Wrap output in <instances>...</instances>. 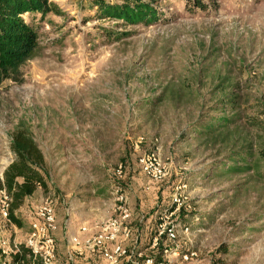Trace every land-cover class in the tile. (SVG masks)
Segmentation results:
<instances>
[{"label":"rangeland","instance_id":"374dc122","mask_svg":"<svg viewBox=\"0 0 264 264\" xmlns=\"http://www.w3.org/2000/svg\"><path fill=\"white\" fill-rule=\"evenodd\" d=\"M50 1V13L24 15L38 49L0 81V176L14 157L9 136L23 128L45 156L47 191L17 212V229L0 194V248L16 235L27 240L30 223L41 222L32 212L53 194V261L76 264L88 252L108 264L99 252L73 251L79 225L54 238L55 205L63 203V218L105 220L124 194L132 212L123 245L140 264L156 254L176 264H264V0L216 8L205 0L206 9L155 0L154 13L144 9L137 20L118 13L124 0ZM220 116L229 123L202 134ZM155 149L164 175L150 180L139 159ZM136 208L154 224L140 248ZM170 210L176 241L161 235L152 244L157 216ZM176 245L194 255L178 262L163 254Z\"/></svg>","mask_w":264,"mask_h":264},{"label":"trees","instance_id":"16d2710c","mask_svg":"<svg viewBox=\"0 0 264 264\" xmlns=\"http://www.w3.org/2000/svg\"><path fill=\"white\" fill-rule=\"evenodd\" d=\"M124 8L118 7V13L126 19H138L144 9L148 11L147 17L154 11L151 2L155 0H124ZM193 8L206 9L205 0H187ZM216 8L220 0H208ZM132 3V4H131ZM133 5V6H132ZM114 11V7H111ZM54 10L50 0H0V81L8 79L19 64L24 62L39 47V34L35 27L24 18L25 14H40L42 16ZM233 100L228 98L227 102ZM215 121L219 125L202 134L209 135L215 130L225 127L230 117L220 116ZM9 148L14 157L3 169L0 176V189L8 197L6 221L20 227L21 219L17 212L24 205L27 197L34 194L37 189L47 191V168L45 156L33 136L23 128H16L9 136ZM57 238V234L54 235ZM11 248L3 259V264H45L38 254H34L25 242H18ZM160 254L154 256L155 261L161 260ZM0 257L4 258L0 248ZM212 264H225L221 260H214Z\"/></svg>","mask_w":264,"mask_h":264},{"label":"built area","instance_id":"2783aa9c","mask_svg":"<svg viewBox=\"0 0 264 264\" xmlns=\"http://www.w3.org/2000/svg\"><path fill=\"white\" fill-rule=\"evenodd\" d=\"M141 172L150 180H158L164 175L163 167L161 166L158 150H152L141 156L139 159ZM0 194L4 199V206L2 207V215L6 218L8 197L4 190L0 189ZM117 201L120 205L117 206V216H110L100 223L93 225L94 232L87 234L90 227L87 225L80 226V232L87 235L81 237L74 234L70 237L68 243L71 244L73 251H95L99 252L108 264H118L121 262H129L130 264H140L135 260L133 250H128L123 245V241L130 237V228L127 221L131 217V211L127 206V199L124 194L117 196ZM55 198L53 194H46L41 203L32 212L41 222L32 221L30 223V233L25 241V244L32 249L34 254H38L45 264H56L54 258V239L48 236V231L54 228V212L53 207ZM171 203L178 207L181 204V194L174 192L171 196ZM173 214V210L163 212L157 216L158 223L156 226V234L153 237L152 244H155L158 237L164 235L168 240L176 241V223L169 222V217ZM92 228V227H91ZM16 247V246H14ZM176 248L168 251L166 248L163 254L167 257H175L177 261H187L194 252L183 251ZM77 249V250H76ZM3 254H7L9 250L1 249ZM69 256L70 252H67ZM140 253H138L139 255ZM149 264H176V261L171 259L161 258L155 261L154 258H148ZM58 264V263H57Z\"/></svg>","mask_w":264,"mask_h":264},{"label":"crops","instance_id":"0c3cea01","mask_svg":"<svg viewBox=\"0 0 264 264\" xmlns=\"http://www.w3.org/2000/svg\"><path fill=\"white\" fill-rule=\"evenodd\" d=\"M41 193H43L42 190L41 189H37L34 192L33 195H31V196H29V197L26 198L24 205L19 210L21 211V209H23V208H25V209L27 208L28 209V207L32 204L34 197L41 198L40 197V194ZM62 204H63L62 202H59L58 201V202H56V205H55L56 206L55 207V210L56 211L58 210L56 212V221H57L58 230H59V232L57 233V238L60 237L63 240V238H62V230H63V228L66 229V232L67 231L68 232H74L75 229H76V227H77V225H79V226H78L77 230L75 231V233H77V234L79 233L78 235L81 236V237H83L85 235V233L80 232V230H79V227L80 226L87 225V226H90V227L94 228L93 225L95 223H100L101 221H103V220H98V216L95 213H91V214H89V216L88 215H85V217H83V218H85L87 220H85L83 218L81 219V217L76 220V218H75L74 215H73V219H71V218L70 219L69 218H63V215H62V212H61V208H60L62 206ZM58 206H60V207H58ZM83 209H87V206H86V208L84 207ZM133 210H134V214L133 215H135L134 218L136 219V221H134L135 224H136V227L135 226H133V227L134 228H138L137 230H139V232H140L139 238H140V242L141 243H139V246H138L140 248V247H142V243L145 244L146 235H147L148 231L150 232L153 229L152 226L154 224L151 223V218L150 217H145L144 216V214L142 213L143 211L141 209L136 208V209H133ZM66 213H67V211H66ZM13 228L17 229V227L15 225L13 226ZM14 233L16 234V230H14ZM12 239L13 240L10 241V242H8V244H5L4 246H1V247L4 248L5 250H10L11 248H14V246L16 245V243H18V242H25V240L22 239L20 237V235H18V236L16 235V236L12 237ZM142 240H144V242H142ZM63 248H64V246H63ZM3 255H4V258L1 257V259H2L1 260V263L2 264H3V259H5V257H7L6 254H3ZM94 257L95 256L93 254H88V252H86L85 253V256L78 257L77 258L78 260L76 259L75 260V263L76 264H99L98 263L99 260H96Z\"/></svg>","mask_w":264,"mask_h":264}]
</instances>
